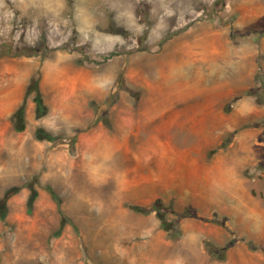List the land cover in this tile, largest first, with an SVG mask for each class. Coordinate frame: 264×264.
Returning a JSON list of instances; mask_svg holds the SVG:
<instances>
[{"label":"rangeland","instance_id":"1","mask_svg":"<svg viewBox=\"0 0 264 264\" xmlns=\"http://www.w3.org/2000/svg\"><path fill=\"white\" fill-rule=\"evenodd\" d=\"M0 264H264V0H0Z\"/></svg>","mask_w":264,"mask_h":264},{"label":"trees","instance_id":"2","mask_svg":"<svg viewBox=\"0 0 264 264\" xmlns=\"http://www.w3.org/2000/svg\"><path fill=\"white\" fill-rule=\"evenodd\" d=\"M36 104H37V109H38V114L41 115L44 111H43V106H42V103H41V99L40 97H37L36 98ZM15 118H17L19 120V124H17L15 126V129L17 130H22L23 129V125H22V121H23V111L22 109H19L15 114L14 116ZM47 139H49V136H47V134H45V136ZM32 201V198H30L29 200V203H31ZM159 206L155 205L153 207V210L156 211V216L157 218L159 219L160 221V226L162 227V229L164 231L167 232V236L168 238L170 239H175L179 236V229L177 228V224L174 223V222H171V221H167L164 217V214L162 212V209L160 208V204H158ZM180 219L182 217H184L183 214H181L180 216Z\"/></svg>","mask_w":264,"mask_h":264},{"label":"bare ground","instance_id":"3","mask_svg":"<svg viewBox=\"0 0 264 264\" xmlns=\"http://www.w3.org/2000/svg\"><path fill=\"white\" fill-rule=\"evenodd\" d=\"M199 168L201 169V166ZM203 171H204V169H203ZM197 174H198V172H197Z\"/></svg>","mask_w":264,"mask_h":264}]
</instances>
